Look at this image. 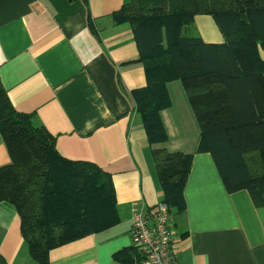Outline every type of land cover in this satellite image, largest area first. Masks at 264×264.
<instances>
[{
    "label": "crops",
    "instance_id": "1",
    "mask_svg": "<svg viewBox=\"0 0 264 264\" xmlns=\"http://www.w3.org/2000/svg\"><path fill=\"white\" fill-rule=\"evenodd\" d=\"M124 2L0 0V84L10 105L53 137L60 156L109 174L114 191L117 222L51 248L48 264H122L113 254L131 245V202L151 208L162 198L132 98L145 85L143 68L130 26L110 16ZM193 28L205 42L223 39L209 15H195ZM175 81L166 83L170 105L159 112L161 146L192 157L185 207L168 214L170 251L177 264H264V209L244 189L226 193L210 154L194 152L198 126ZM8 162L0 136V166ZM2 263L37 264L7 201H0Z\"/></svg>",
    "mask_w": 264,
    "mask_h": 264
},
{
    "label": "trees",
    "instance_id": "2",
    "mask_svg": "<svg viewBox=\"0 0 264 264\" xmlns=\"http://www.w3.org/2000/svg\"><path fill=\"white\" fill-rule=\"evenodd\" d=\"M197 14L212 18L221 42L192 33ZM110 16L130 26L134 61L143 68L145 85L132 91L134 110L168 214L185 207L192 157L161 146L167 135L159 112L170 105L166 83L174 80L198 126L194 152L210 154L226 193L244 189L252 205L264 209V0H125ZM0 136L9 158L0 166V201L14 207L37 264H48L51 248L117 222L109 174L60 156L53 137L12 108L1 84ZM113 258L140 261L131 245Z\"/></svg>",
    "mask_w": 264,
    "mask_h": 264
},
{
    "label": "built area",
    "instance_id": "3",
    "mask_svg": "<svg viewBox=\"0 0 264 264\" xmlns=\"http://www.w3.org/2000/svg\"><path fill=\"white\" fill-rule=\"evenodd\" d=\"M130 221V244L140 256L139 264H177L170 251L172 231L164 202L151 208L131 202Z\"/></svg>",
    "mask_w": 264,
    "mask_h": 264
},
{
    "label": "rangeland",
    "instance_id": "4",
    "mask_svg": "<svg viewBox=\"0 0 264 264\" xmlns=\"http://www.w3.org/2000/svg\"><path fill=\"white\" fill-rule=\"evenodd\" d=\"M192 33H196V31L194 30V28H193V30H192ZM174 84H177V86H179V83L177 82V81H175V83ZM173 94V93H172ZM174 95V94H173Z\"/></svg>",
    "mask_w": 264,
    "mask_h": 264
}]
</instances>
